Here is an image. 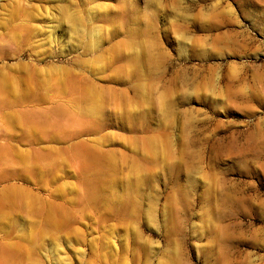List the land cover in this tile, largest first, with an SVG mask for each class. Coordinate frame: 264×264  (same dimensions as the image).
I'll return each instance as SVG.
<instances>
[{"label": "rangeland", "instance_id": "374dc122", "mask_svg": "<svg viewBox=\"0 0 264 264\" xmlns=\"http://www.w3.org/2000/svg\"><path fill=\"white\" fill-rule=\"evenodd\" d=\"M0 264H264V0H0Z\"/></svg>", "mask_w": 264, "mask_h": 264}]
</instances>
